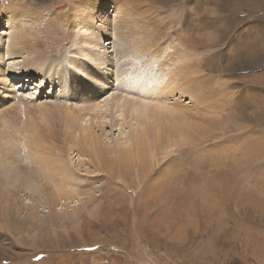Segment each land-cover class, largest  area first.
I'll use <instances>...</instances> for the list:
<instances>
[{"label": "rangeland", "instance_id": "1", "mask_svg": "<svg viewBox=\"0 0 264 264\" xmlns=\"http://www.w3.org/2000/svg\"><path fill=\"white\" fill-rule=\"evenodd\" d=\"M11 1L25 5L15 21L28 13L34 25L24 19L18 26L0 14V264H264V0H0V6ZM96 5L107 8L109 24L95 27L93 36L85 28L84 41L73 17L92 18ZM26 26V51L7 57L15 32ZM217 29L229 37L205 52L197 44L209 46L205 34ZM142 30L156 37V55L144 50ZM91 38L108 45L101 59H111L112 82L137 68L146 78L164 77L156 56L178 51L201 54L205 62L218 54L215 66L197 65L198 75L213 79L212 88L224 84L233 103L240 96L241 103L252 102L236 119L197 116L188 95L162 98L173 110L178 99L179 112L192 109V122L206 136L186 128L193 143L163 150L142 180L132 166L125 170L114 155L98 159L82 143L79 126L91 118L78 115L87 102V78L74 66L72 76L66 63L98 59L79 52L92 47ZM37 55L52 61L46 67L30 60ZM231 56L237 57L234 70L220 72ZM136 57L145 63L134 64ZM23 70L34 74L23 80L11 73ZM233 113L226 108L222 114ZM112 114L115 122L106 115L100 120L102 133L95 127L102 146L126 144L133 124L129 117L124 124L121 112ZM179 135L171 139L184 141Z\"/></svg>", "mask_w": 264, "mask_h": 264}, {"label": "bare ground", "instance_id": "2", "mask_svg": "<svg viewBox=\"0 0 264 264\" xmlns=\"http://www.w3.org/2000/svg\"><path fill=\"white\" fill-rule=\"evenodd\" d=\"M199 3L200 1H196V4H199ZM21 4L23 3H20V2L16 3V2L11 1L5 5H1L0 14H5L6 16L10 14L9 18L12 19V22L14 23L16 22L18 26H20L22 23L20 21H23V24L25 25L24 19H27L30 23H33L32 24L33 26L34 19L30 20L28 18L29 17L28 13L23 15L22 19L15 21L17 17L21 16V10L25 8V5H21ZM100 9L103 10L101 13H100ZM74 11H77V9H75ZM107 11L108 10L106 7H104L103 9L102 5H96L94 6V9L90 11L92 18L90 15L89 17L86 16L85 18L81 16H79L78 18L73 17V20H74L73 27H75L77 30L79 29L80 32L82 31V33L80 32L77 33V34H80L79 37L82 40L86 41L85 36L87 35L84 32L85 28L89 32L93 31L90 34L91 36H93L95 35L94 34L95 27L98 28L100 24L101 25L103 24L102 27L104 29V27L109 24V23H106ZM181 11H178V12L181 13ZM11 13L13 14L12 18H11ZM179 16L181 17V14ZM205 19L207 20L208 17L206 16ZM205 19L204 21H206ZM37 20H38V17H37ZM86 20L87 22H89L87 25L89 26V28L86 27V25L82 26V24H85ZM191 21L192 20L190 19L188 23L189 24L192 23ZM219 21L220 19L217 18V21L209 22V23L216 25L217 23H219ZM138 25L140 27L142 26V23H140L139 21ZM27 26L22 30L21 33H17V31L15 32L14 37H13L14 42L12 44L10 42L9 47H7V51H6L8 55L7 57H10V55L15 54L17 51L22 52V49L23 50L27 49L26 47L28 46V42L24 40L25 39L24 36L27 35V30H28L27 28L31 27V26H28V27ZM111 27L112 26H110L109 28ZM2 34H5V32H3ZM227 35L228 34H226L224 30L217 29L214 31V33L212 32L211 34H205L204 40L211 41V44L209 46L205 45L203 47V44H197V45H199L200 47L204 49L206 48L205 49V52H206L208 48L212 49L213 47L218 46L216 45L218 42L219 43L223 42L227 37H229ZM141 36H142L141 37L142 39L144 38L142 40L144 50L146 52L150 51L151 53L156 55L155 54L156 45L154 44L156 37H154V35L149 34L148 32H144V30L141 31ZM153 37L154 39L152 40ZM95 39L91 38V44H92L91 48L81 47L78 49L80 50L79 52L88 54L89 56H91V54H93L94 56L96 55L98 59L96 58V60H91V61L89 60V62L81 61V60H72V59L66 60V61L72 60L66 63L70 67L69 71L72 72L71 74L72 76L75 75L74 71H72V66H74L75 69L79 68L81 70V72L79 71V74L81 76H85L84 79L87 78L86 80H83L82 82L83 88H84L82 99H86L87 102L83 101L85 104L78 110L80 113L78 115L81 118V120L82 118L85 119V117L88 115L91 118H88L89 125H86V127L82 125L79 126V129H81L80 130V134L82 136L81 139L83 140L82 143L83 145L85 144L84 147L86 146L90 147V149H92L91 153H93L94 156L97 157L98 159L104 160L105 158L108 159L111 155H114L115 160L119 162L120 165L123 164L125 166L127 164L125 170H129L130 166H132L133 168H135L134 170L138 171V174L142 175V180H144L145 177L147 176V174H145V171L146 170L149 171L150 164L152 165V163H150L151 159L156 160L155 158L163 154V150H167L172 147L188 145L190 142L193 143L195 139L193 136L187 135L188 132L186 131V128H192L199 133L204 132V136H206V132L200 129L194 123L196 121L192 122V120L196 119L198 115L201 116V114L204 112V116L207 117L209 115L207 113L217 112L223 118H226V117L236 118L238 117V114L240 112H243V111L246 112L245 111L246 108L249 107L248 105H250V102H252L249 100V102H244L245 104L241 103V96H240V98L238 99V103H233L232 100H230L229 98H226L227 94L225 93V89L227 87L224 84H219L216 82L217 86L212 88L210 87V84L213 83V79H203L202 77H200V75H198V72H196L197 65L201 64L202 66H205V65H209L211 67L215 66L216 65L215 61H217L215 56H220L218 54L213 55V57L203 62L204 60H201V58L203 57V56L202 57L200 56L201 54L200 55H197V54L183 55L181 53V55H177L176 53H179V52L175 50L176 53H174V55L169 54L167 55V57L156 56L157 58H155L158 60L157 61L158 70L162 72L164 77L157 79L156 76L152 75L149 78H146L145 76H143V73L141 71L142 68L139 70L137 68L136 71H138V73L132 74L130 77H127V78H124L125 76L121 79L117 77L112 82L111 80L113 79V77L110 74L111 71H109L110 67H108L112 65L111 59L110 60L108 59L107 63L106 61H103V59H101V58H105L106 55H109L110 52H109V49L107 48L108 45L106 42L104 44H98V42ZM101 40H99V42ZM198 41H201V40H198ZM98 47L99 49H96ZM241 54L245 55L247 60H250L252 57L251 54L249 53L246 54L245 52H243ZM5 55L6 54H4V58H5ZM194 56L196 57V61H194ZM258 56H256L255 59L253 58V60L251 61L252 62L257 61V59L259 60L260 58H262L260 57L261 56L260 54H258ZM30 60L44 62L46 63V67L48 66L47 64L50 61L49 57H47L46 55H37L34 57V59H30ZM45 61H48V62H45ZM57 61H59V59H57ZM236 61H237V57L231 56L230 61L224 64V67L221 68L220 72L234 70L235 68L234 65L236 64ZM138 62L145 63L144 57H136L133 63L135 64ZM146 62H147L146 63L147 66H151V63H152L151 59H148ZM141 66L143 67V65ZM119 68H121V66ZM85 70H90V71H88V74H87ZM197 70L199 71L200 69H197ZM103 71H104V74L102 73ZM11 73L14 75L15 79L19 78L23 80H25L23 77L25 74H34V72L31 70L16 71L14 73L13 72ZM82 73H84V75H82ZM158 74H160V72ZM29 76H32V75H29ZM113 89L116 91H113ZM108 90H111L114 92L112 93L111 98L106 99L104 101H100L101 99L100 95L104 94ZM119 93H121L122 95ZM242 93H243L242 95H245L244 90L242 91ZM176 94L177 95L180 94L181 96H184V97H186L187 95L191 97L192 102H193V108H194L193 111L196 112L197 116H195L192 112H190L192 111V109H189V107L187 108L185 107L186 109L185 112H179V110H177L178 109L177 107L180 106L179 99L178 101H175V104L177 106L176 110L171 109V108H174V106L171 107L169 105L170 103L167 104V102L166 103L161 102L162 98L167 100V99H170L169 97H173V96L175 97ZM217 100H220L218 105L216 104ZM254 102H256V100ZM103 107H105L104 110H103ZM180 107H183V106H180ZM226 108H228L229 112L231 110H235L237 111V113H233L232 115L225 116L222 113H225ZM114 110H115V113L121 112L122 115L120 116H122L121 118L123 119L124 124L126 120L128 121L127 119L128 117L131 120L129 122H133V124L130 123L131 125L129 126V131H128L129 134L127 135L126 141H125L126 144H123L120 140H118L114 145H110V146L103 145L102 146L100 144V135L96 134L95 127H98L101 133L103 132L105 128L104 126H106V124L104 122H101L102 121L101 119L105 118V115L106 117H111L113 121L115 122L116 121L115 119L117 117H115L112 114ZM86 113L88 114L86 115ZM81 114H85V116L81 117ZM241 114L242 113H240V115ZM258 115L260 118L262 117L260 116V113H258ZM213 121L215 120L211 118V122ZM219 127L221 129L224 128V126L222 127L221 124L219 125ZM190 130L191 129H189V132ZM177 132L178 134H180L179 137H185L184 141H181L180 138L179 140L181 142L173 141L174 138L171 139V137H174V134ZM190 134H192V132ZM176 140H178V138H176ZM83 149L84 148L81 146L80 151H82ZM102 169L106 171L105 168H101V170ZM141 170H144V172H142ZM57 191L60 193L64 192L60 189H57Z\"/></svg>", "mask_w": 264, "mask_h": 264}]
</instances>
